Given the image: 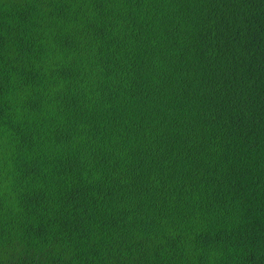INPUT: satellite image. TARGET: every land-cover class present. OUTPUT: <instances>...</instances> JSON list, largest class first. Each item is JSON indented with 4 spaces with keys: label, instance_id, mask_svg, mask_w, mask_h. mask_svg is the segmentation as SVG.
Returning <instances> with one entry per match:
<instances>
[{
    "label": "trees",
    "instance_id": "obj_1",
    "mask_svg": "<svg viewBox=\"0 0 264 264\" xmlns=\"http://www.w3.org/2000/svg\"><path fill=\"white\" fill-rule=\"evenodd\" d=\"M0 264H264V0H0Z\"/></svg>",
    "mask_w": 264,
    "mask_h": 264
}]
</instances>
